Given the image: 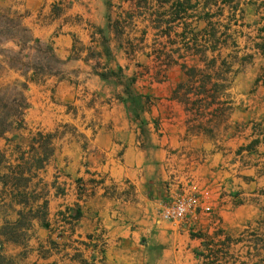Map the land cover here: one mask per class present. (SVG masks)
<instances>
[{"label": "crops", "instance_id": "1", "mask_svg": "<svg viewBox=\"0 0 264 264\" xmlns=\"http://www.w3.org/2000/svg\"><path fill=\"white\" fill-rule=\"evenodd\" d=\"M131 1L142 11V33L146 37L150 31L155 37L153 47L142 45L143 51L150 48L146 56L160 65L180 69L175 71L179 79L171 84L149 85V93L161 101L150 105L145 114V132L139 128L142 120L131 119L128 103L116 99L119 88L107 96L111 98L109 103L97 104L100 114L95 119L91 153L86 165L71 172V182L79 179L85 195L78 198L75 184L57 197L48 195V218L78 208L80 217L69 234L63 235L62 243L76 241L83 245L89 240L97 249L100 247L101 253L92 250L94 264H264V0ZM53 2L23 0V7L29 16H36L50 10ZM124 3L115 7L119 9ZM66 4V11L81 15L83 22L90 17L101 36L103 29L110 32L118 19L109 17L103 22L93 14L115 12L113 2L106 7L100 1L94 7L90 0H66ZM210 6L215 12H209ZM225 8L227 24L220 26L218 19ZM62 28L66 29L64 34L51 38L53 26L40 21L31 32L40 41L52 40L55 58L68 62L71 34L85 31L81 25ZM225 33L231 35L235 49L222 47ZM193 34L201 44L221 45L214 55L207 56L217 57V66L224 59L231 66L228 72L218 69L222 80L213 81L216 87H206L218 95L221 85L228 83L226 117L218 135L205 134L199 127L193 130L192 124L204 122L211 112L219 117L225 101L222 95L214 94L211 101L195 85V92L184 96L186 104L178 99L184 93L178 88L188 83L181 65L189 61L194 68H202L203 64L185 53L174 57L177 49L172 48L191 44ZM80 39L85 45L96 44ZM225 51L228 53L223 57ZM167 59L172 63H166ZM113 60L119 67L126 63L118 57ZM89 69H83L81 76L89 79L87 89L93 92L100 80ZM190 95H195V111ZM163 104L172 109L168 116L163 115ZM170 181L171 189L167 188ZM180 185L206 195L204 204L213 206L212 214L198 213L186 223L163 220L159 210L168 202L172 189ZM215 221L222 231L216 232ZM193 226L201 234L193 235ZM81 245L74 251L82 259ZM66 251H70L68 247ZM77 256L74 259L73 254H66L55 262L80 264Z\"/></svg>", "mask_w": 264, "mask_h": 264}, {"label": "rangeland", "instance_id": "2", "mask_svg": "<svg viewBox=\"0 0 264 264\" xmlns=\"http://www.w3.org/2000/svg\"><path fill=\"white\" fill-rule=\"evenodd\" d=\"M90 1L93 2L94 7L99 4V1L105 7L109 2H113L114 7L117 6V3L123 2V0ZM124 2L119 9L115 7L112 10L115 12H104L102 15L100 12H92L98 21L101 19L104 22L109 17L118 18V21L116 20V23L111 26V31L103 29L104 35L101 36L98 32L99 28L96 29L90 23V17V20L83 22L81 15L73 16L72 13L66 11L68 8L66 0H64V4L62 0H54L50 10L47 9L36 16L28 15L23 7V0H0V15H2L0 28L3 30L2 35H0V120H5V124L10 127L4 139H0V146L5 150L26 149L35 134L42 133L49 136L54 154L40 172L39 177L44 184L42 191L47 192L52 197L64 193L67 186H71V184H75L78 198H83L85 195V186L79 179L71 182V172L76 167L79 169L86 165V159L91 153V139L97 127L95 119L100 114L96 107L97 104L109 103L111 98L107 96H110L116 87L119 88L120 91L115 96L116 99L128 103L131 119L134 122L142 120L139 128L145 132L143 121L145 114L148 113L150 105H155L161 101L160 98H155L149 93V85L170 81L175 83L179 79V73L175 71L180 69L175 68V66L160 65L156 59H150L146 56L150 48L143 51L142 45L153 47L155 37L150 31L146 37L142 33L144 28L139 19L142 11L138 10L135 2L131 0H124ZM137 2L139 4L144 3L142 0H137ZM237 2L240 3L241 0H236ZM239 3L235 5L236 9ZM209 10V12H215V8L212 6ZM227 11L225 8L224 13L218 19L220 26L227 24ZM18 21H21L24 27L29 30L30 35L37 40L39 39L34 37L31 27L40 25V21L43 25L50 24L53 26L51 38L65 33L66 29L62 28L63 25H81L85 32L82 35L79 33L71 34V59L68 62L60 61L61 65H58L50 59L48 52H46V45L52 49V40H39L42 44L39 48L31 44L21 48V41L17 43L13 33L4 30L5 28L10 30L12 23ZM219 30L222 31V28ZM17 38L22 40L19 35ZM80 38L96 44L85 45ZM185 47L184 44H180L179 52L175 51L177 47L172 48V51L177 52L174 57L184 55ZM32 48L34 51L31 50ZM37 49H40L41 52H36ZM19 51L20 53L17 54ZM227 53L226 51L223 52L222 56L224 57ZM208 56L210 57V55ZM115 57L125 60L126 63L123 67L113 64ZM79 58L87 60L83 61ZM185 65L189 68L193 67L189 61H185ZM86 68L88 71L91 68V71L99 76H105L102 79L99 77L100 81L93 92L87 89L86 84L89 79L81 76L83 69L86 70ZM107 68L110 70L106 71ZM31 79L33 81H27ZM25 83L26 86H24ZM227 86L228 83L225 82L217 90L223 96L222 100L225 99L222 104L220 103L222 113L219 117L211 112L207 116L209 118L204 122L192 124L193 130L199 127L210 136L218 135L221 132L227 111L225 106ZM215 91H209V93L213 92L211 94H216L214 96L218 97L219 94L217 95ZM194 94L196 95V93ZM195 95H190V105H193V111H195ZM184 96L185 93L182 91L178 99L182 100ZM13 99L19 104L23 100L26 102L27 107L22 118L12 113L14 106L17 105L12 102ZM167 100L169 99L164 98L163 101ZM171 110L169 106L163 104L164 116H168ZM20 120H22V126L19 128L18 122ZM5 204L0 200V232L9 219L7 215H9L10 210H7ZM208 206L213 212V206ZM77 211H79L78 208H73L72 211L55 213L50 218L47 216V224L33 223L26 234V238L20 241L21 244H4L3 255L6 257L7 263L56 264L55 260L59 256L65 257L66 254H73L74 259H78L77 255L79 254L80 264H94L92 250L101 253L100 247L97 249L96 245H91L89 240H85L83 245L76 241L74 244L70 241L62 243L63 235L69 234L71 226L76 221L73 216ZM219 226L218 222L216 232L222 231ZM199 234L201 232L197 231L193 235ZM48 238L51 240L50 243ZM3 240L0 237V243ZM80 245L84 250L82 259L81 254L74 251L80 250ZM66 247L70 251L65 253Z\"/></svg>", "mask_w": 264, "mask_h": 264}, {"label": "trees", "instance_id": "3", "mask_svg": "<svg viewBox=\"0 0 264 264\" xmlns=\"http://www.w3.org/2000/svg\"><path fill=\"white\" fill-rule=\"evenodd\" d=\"M1 18L2 15H0V19ZM20 18L22 19L21 16ZM4 30L13 33L12 35L15 36L14 39L17 43L21 41V48L29 44L38 48L42 46L39 40L34 39L30 35L29 30L24 27L21 21L12 23V28L10 30L6 28ZM227 30L228 29H226V31ZM2 33L3 30L0 28V35H2ZM18 35L22 40L17 38ZM228 46L232 49L236 48V44L231 39V35L225 33V40L223 41L222 47ZM219 47H221V45L219 46V44L216 43L210 44L209 46L201 44L199 43L198 36L193 34L191 44L184 48V53L197 58L203 66L202 68H188L185 65H181V69L188 78V83L185 87L180 86L178 89L183 88L185 95L195 92L193 90L195 85H197L198 88H201L207 99L210 98L211 101H214L215 98L213 94L209 93L210 89L208 91L206 87H216L217 84L213 81L222 80L218 69L228 72L231 67L225 59L217 66V57L208 58L207 53H214L219 50ZM31 50L34 51L33 48ZM35 51L41 52L40 49ZM176 51L179 52V49L177 48ZM46 52H48L52 61L61 65V62L55 58L52 49L48 45H46ZM19 53L20 51L17 52V54ZM167 61L166 63H172L173 60L167 59ZM99 77L102 79L105 76L101 75ZM24 86H26V83ZM181 101L185 104L187 103L185 97ZM12 102L17 104L14 106L12 113L22 118L27 107L25 100L20 104L15 99H13ZM5 123V120H0V139H4L6 133H8L10 129ZM21 126L22 120L18 122V127L20 128ZM49 141V136L37 133L33 136L31 143L26 149L14 148V150H5L0 146V200L6 203L7 210H10L9 215H7L9 219L5 223V226L1 228L0 232V237L4 239L0 243V264H8L6 257L3 255L4 244H21L20 241L26 238V234L29 232L34 222L47 224L48 193L42 191L44 184L39 174L54 154V149L51 147ZM79 217L80 213L77 211L73 219L77 220Z\"/></svg>", "mask_w": 264, "mask_h": 264}, {"label": "built area", "instance_id": "4", "mask_svg": "<svg viewBox=\"0 0 264 264\" xmlns=\"http://www.w3.org/2000/svg\"><path fill=\"white\" fill-rule=\"evenodd\" d=\"M171 181L167 188H172L173 181ZM172 190L168 197V202L159 210V216L163 220L175 223H186L188 218L195 219L198 213L208 217L212 214L211 208L204 204L206 195L196 192L189 185H180V187ZM213 225L216 227L218 221L213 222ZM191 229L193 231L192 234L198 230L195 226L191 227Z\"/></svg>", "mask_w": 264, "mask_h": 264}]
</instances>
